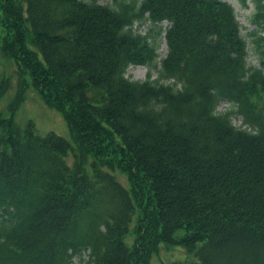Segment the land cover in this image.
Masks as SVG:
<instances>
[{
    "label": "trees",
    "instance_id": "1",
    "mask_svg": "<svg viewBox=\"0 0 264 264\" xmlns=\"http://www.w3.org/2000/svg\"><path fill=\"white\" fill-rule=\"evenodd\" d=\"M252 3L256 66L225 0H0L17 75L0 110V264L85 251L79 264H148L162 244L195 264H264V0ZM143 20L164 22L153 79L156 45L131 29ZM135 65L144 80L126 76ZM10 86L0 75V97ZM30 88L71 142L16 124Z\"/></svg>",
    "mask_w": 264,
    "mask_h": 264
},
{
    "label": "rangeland",
    "instance_id": "2",
    "mask_svg": "<svg viewBox=\"0 0 264 264\" xmlns=\"http://www.w3.org/2000/svg\"><path fill=\"white\" fill-rule=\"evenodd\" d=\"M228 2L234 11L235 18L240 27V35L246 43L248 50L247 63L249 65L256 66V56L252 51L251 41L253 39V33L258 29L251 22L252 10H253V0H244V5H242L240 0H225ZM102 4L112 5L113 0H99ZM134 33L141 35H148L151 41H154L156 45L157 57L154 60L155 69H151L150 79L156 76V69L159 67L160 60L165 55V44H164V22L161 25L152 24L146 20L140 22H134L132 27ZM148 69L145 65H135L129 66L126 69V76L133 80H144ZM0 75L7 76L10 78L11 86L5 92L3 96L0 97V110L5 116L8 117L7 106L10 101L14 98L16 87H17V75H16V65L10 59L6 58L0 54ZM230 107L227 102H220L216 107L217 111H222L225 108ZM14 120L16 124L23 129L26 124L31 121L33 122L35 132L39 135H45L48 132H54L55 134L63 137L64 139L71 142V137L67 124L65 123L62 115L54 109L46 106L39 95L34 92L31 88L26 92L25 99L17 109L14 114ZM232 123L236 126L241 125V120L239 117L232 119ZM243 127V126H241ZM66 162L69 166L72 165L73 158L72 154L69 153L66 157ZM116 174V180L124 187L127 186L123 176ZM135 217L132 218L130 228L133 226ZM131 235H127L124 241L127 244L131 242ZM88 252L85 251L81 255L73 256L71 259L72 264H79L87 260ZM195 264L196 260L193 256L186 254L184 248L179 246H166L160 245L156 253L152 254L148 264Z\"/></svg>",
    "mask_w": 264,
    "mask_h": 264
}]
</instances>
